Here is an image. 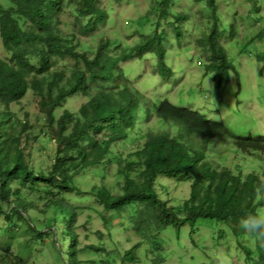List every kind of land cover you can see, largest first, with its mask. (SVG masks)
I'll return each instance as SVG.
<instances>
[{
  "label": "trees",
  "instance_id": "16d2710c",
  "mask_svg": "<svg viewBox=\"0 0 264 264\" xmlns=\"http://www.w3.org/2000/svg\"><path fill=\"white\" fill-rule=\"evenodd\" d=\"M196 1L202 2L213 20L198 41L207 62L205 71L212 73L213 86L219 88L232 73L237 76L220 40L236 37L235 20L226 31L216 0ZM170 2L159 0L153 32L131 48L129 55L122 49L111 55L119 43L100 38L89 57L79 51L81 43L73 32L67 35L59 30L57 19L65 7H71L74 24L84 18L80 32H94L107 19L98 0H0V41L9 55L7 60L0 57V109L9 114L8 129L1 132L0 127V219L5 224L0 236V264H29L27 258L33 257L45 239L57 250V264H83L82 252L103 251V247L93 245L78 248L74 226L82 209H76L67 197L84 195L79 188L83 172L91 169L104 182L114 164L115 183L92 185L89 194L104 212L131 224L139 241L122 254L116 252L117 258L111 257V252L106 254L101 264H146V259L139 257L140 239L148 240L166 227L174 228L177 236L181 226L192 229L199 219L222 222L237 238L248 236L240 220L264 211V135L234 133L222 121L210 120L167 99L149 105L141 92L129 86L119 67L134 55L139 58L149 53L156 58L157 73L170 76L158 32ZM170 19V23L177 22L185 19V14H171ZM172 27L178 37L179 28ZM260 27L252 42L264 41V21ZM262 53L256 59L262 61L259 74L264 75V47ZM69 60L74 61L73 66L66 64ZM65 70L70 71L68 77ZM29 90L38 97L36 106L42 115L33 127H28L27 121H15L9 110V105L18 103ZM78 94L85 102L75 112L64 109L58 115L66 101ZM152 116L162 128L137 131V120L149 121ZM2 122L6 123L0 121V126ZM166 126L169 129H163ZM41 134L53 146L46 169L35 167L31 158V150L36 148L33 142L38 143ZM227 139L236 152L260 157L261 172L242 173L237 166L232 169L209 160L211 144L216 140L226 143ZM159 177L189 182L187 196L177 204L168 197L166 187L158 184ZM170 200L173 205H169ZM35 213L44 215L43 223ZM152 246L161 248L155 241ZM240 248L250 264H264V247L258 242H253L252 248ZM160 261L154 258L148 264Z\"/></svg>",
  "mask_w": 264,
  "mask_h": 264
},
{
  "label": "rangeland",
  "instance_id": "374dc122",
  "mask_svg": "<svg viewBox=\"0 0 264 264\" xmlns=\"http://www.w3.org/2000/svg\"><path fill=\"white\" fill-rule=\"evenodd\" d=\"M158 2L159 0H98L97 5L105 10L107 19L91 33H81L80 23L84 22V18L79 24H74L75 12L71 7H65L58 15L57 26L63 34L73 32L84 48L79 51L85 52L89 57H92L91 49L97 47L100 38L115 39L116 44L119 43L121 46L114 47L110 51L111 55L116 56L122 50L124 54L129 55L128 51L131 48L153 32L155 25L154 27L151 25L157 21L155 8ZM216 2L218 16L222 19L226 31L228 24L235 20L233 24L236 37L225 40L221 37L220 40L237 76L232 73L227 82L222 83L219 88H214L212 73L205 71L207 62L203 47L198 41L207 33L213 20L209 18V12L202 6V2L196 0H171L167 6L169 12L166 20L158 25V32L165 48L164 62L171 70L170 76L165 78L157 73L156 58L149 53L139 58L134 55L120 62L119 67L129 86L141 92L148 99L149 105H154L159 99H167L174 105L198 111L210 120L222 121L234 133L245 134L250 131L253 135H264V75L259 74L263 63L256 59L263 54L264 41L251 40L252 35L260 31L264 21V0H216ZM175 13L185 14V19L170 23L171 14ZM257 19V23H254ZM173 25L180 30L178 37L173 33ZM0 57L4 60L9 58L1 47V41ZM66 64L73 66L74 61L69 60ZM69 75L70 71L65 70L64 76ZM236 79L239 80V85L236 84ZM37 101L38 97L32 90L27 91L18 103L9 105L10 115L15 121H27L28 127L35 126L42 118L36 106ZM83 102L84 97L78 94L68 99L57 114L60 115L64 109L75 112ZM2 109L0 121L6 123H1V132L7 128L9 116L3 113ZM159 124L155 116L149 121L140 118L137 120V131L145 132L148 128L157 131L162 128ZM170 132L174 133L173 130ZM41 137L38 143L33 142L36 148L31 150V158L36 163L35 167L46 169L52 159L53 146L42 134ZM207 158L232 169L237 166L242 173H259L262 170L260 157L236 152L230 139H227L226 143L214 141L208 149ZM115 167L116 164L112 166L114 171ZM113 170L108 171L104 182L100 177L93 175L91 169L86 170L83 172V179L79 180V188L84 195L67 197L68 202L77 207L76 209H82L76 216L74 226L78 248L93 245L104 249L97 253L90 250L82 252L79 257L83 264H90L91 260L101 264L100 261L105 260L106 254L111 252L110 256L115 258L116 252L122 254L139 241V236L131 224L123 218L118 219L109 212H104L90 197L89 188L92 185L115 183ZM158 180L159 185L166 187L168 197L177 201V204L187 196L189 182L162 177ZM158 193L162 195L160 190ZM173 203L171 201L169 205ZM35 217L40 218L38 221L43 223L44 215L36 214ZM3 223L0 219L2 237L5 225ZM224 225L216 220L199 219L192 229L187 225L181 226L177 236L174 228L166 227L148 240L140 239L139 257L141 260L146 259V264L154 258L162 259L158 264H218L220 257L226 254L231 257L232 264H250L252 261L245 258L240 245L252 248L253 240L248 236L240 238L233 236ZM60 227L62 228L59 225ZM220 230L223 231L221 234ZM154 241L160 243V249L156 250L152 246ZM56 247H59V243ZM56 251L49 240L45 239L43 244L34 250L33 257L27 258V263L57 264ZM253 259L257 260V257L254 256Z\"/></svg>",
  "mask_w": 264,
  "mask_h": 264
},
{
  "label": "clouds",
  "instance_id": "9594fccd",
  "mask_svg": "<svg viewBox=\"0 0 264 264\" xmlns=\"http://www.w3.org/2000/svg\"><path fill=\"white\" fill-rule=\"evenodd\" d=\"M240 226L254 243L258 242L261 247H264V211L247 214L240 220ZM218 264H232V259L225 254L220 257Z\"/></svg>",
  "mask_w": 264,
  "mask_h": 264
}]
</instances>
